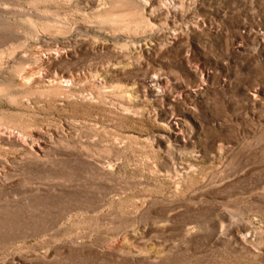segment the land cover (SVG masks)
I'll list each match as a JSON object with an SVG mask.
<instances>
[{
  "label": "rangeland",
  "instance_id": "1",
  "mask_svg": "<svg viewBox=\"0 0 264 264\" xmlns=\"http://www.w3.org/2000/svg\"><path fill=\"white\" fill-rule=\"evenodd\" d=\"M0 264H264V0H0Z\"/></svg>",
  "mask_w": 264,
  "mask_h": 264
}]
</instances>
